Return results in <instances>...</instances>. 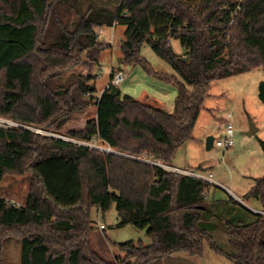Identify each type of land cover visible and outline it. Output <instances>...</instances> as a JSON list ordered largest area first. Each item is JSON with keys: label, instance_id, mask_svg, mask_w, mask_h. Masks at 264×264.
Listing matches in <instances>:
<instances>
[{"label": "trees", "instance_id": "obj_1", "mask_svg": "<svg viewBox=\"0 0 264 264\" xmlns=\"http://www.w3.org/2000/svg\"><path fill=\"white\" fill-rule=\"evenodd\" d=\"M115 22L126 28L119 63L174 85L171 112L118 87L94 96L95 74L69 73L83 55L98 65L107 45L96 28ZM144 45L173 75L152 69ZM255 69L264 70V0H0V117L72 140L97 138L119 153L0 128V183L30 175L23 205L0 196V250L18 238L19 264H151L177 251L201 255L206 242L232 264H264V215L229 197L208 199L209 182L139 160L171 167L193 138L210 85ZM258 99L264 105V82ZM91 107L94 118L71 127ZM259 146L264 152V140ZM243 197L264 211V175ZM112 205L117 226L146 228L150 244H115L124 256L110 260L89 236L91 210Z\"/></svg>", "mask_w": 264, "mask_h": 264}, {"label": "rangeland", "instance_id": "obj_2", "mask_svg": "<svg viewBox=\"0 0 264 264\" xmlns=\"http://www.w3.org/2000/svg\"><path fill=\"white\" fill-rule=\"evenodd\" d=\"M123 31L124 28L120 26L110 28V35L106 36L103 35L102 29L96 28V33L99 35L98 40L107 45V49L99 55L100 60L98 65L90 66L86 57L83 55V63L69 73H82L84 75L97 73L95 89L97 92H100L108 79L109 69L114 67L113 71L122 70L129 75L125 82L119 86L123 95L128 94L137 99L141 93L146 92L154 100L158 101L164 109L171 112L177 93L174 85L161 79L153 78L139 66L122 65L119 63L118 57L116 56H120L119 47L123 39ZM171 45L176 53L180 55L184 54V49L180 46L178 40H172ZM141 55L147 59L154 71L173 75L174 71H171L164 61L158 56H155L147 45L141 48ZM260 82H264V70L262 69H255L243 75L239 74L213 82L210 85L209 92L216 96L211 99H206L207 109H203L199 114L193 129L192 140L181 146L185 147V145L191 144V146L197 147V150L192 151H195L194 156L197 157L198 162L212 166L214 179L219 180V182L230 189L236 197L242 200L244 206L253 209H259V205L254 201L245 200L242 195L238 194L235 187H252L254 184L253 179L264 175V152L259 147V140L264 139V114H260L259 111L260 108L264 107L257 95ZM152 98L146 97V100L153 104L155 101ZM94 112L95 108H89L80 118L78 117L75 123L73 122L74 125L72 124L71 127L78 128L81 121L93 117ZM228 115H231L230 119ZM229 121L233 125V133H235V145L225 150L214 145L212 148L205 150L206 132L209 131L210 136L215 141H222L226 136L224 132L226 124ZM251 126L258 127V131L254 136L249 137L247 132ZM39 130H41L43 135H56L49 130ZM73 141L78 142L77 140ZM95 146L104 147L106 144L94 138L89 142V148L92 149ZM191 156L193 155L189 153V158ZM181 157L179 156L178 159ZM184 159L188 161L187 154H184V158L182 157L181 161ZM188 166L189 169L192 168V166ZM193 169L195 168L193 167ZM219 176L223 178L219 179ZM231 178L234 186L231 185ZM29 181L30 175L27 173L24 175L4 176L0 183V196L14 205H23L29 188ZM212 187L213 193L211 194V199L224 200L230 195L225 188L223 189L220 186L218 188ZM90 217L94 222V229L90 233L101 237V244L104 250L101 253L95 248V245L91 242L90 234L89 240L91 247L99 251L103 256L105 254L110 260L115 256H124L115 247V244L129 241L135 243L140 242L144 246L150 244V239L146 234V228L138 229L132 225L117 226L118 216L116 215L114 205L103 214L97 208H93L90 212ZM215 235L221 238L222 233L218 231ZM203 246V253L201 255L191 256L184 251H177L151 264H232L228 259L216 254L206 242L203 243ZM20 247V239H5L0 250V264H19L21 255Z\"/></svg>", "mask_w": 264, "mask_h": 264}, {"label": "crops", "instance_id": "obj_3", "mask_svg": "<svg viewBox=\"0 0 264 264\" xmlns=\"http://www.w3.org/2000/svg\"><path fill=\"white\" fill-rule=\"evenodd\" d=\"M110 28L111 27H108V28H105V27H103V28H99V29H102V33H103V35H106V36H108V35H110ZM124 28V31H123V35H124V32H125V27H123ZM121 56V55H120ZM120 56H116V57H118V60H119V58H120ZM113 69H114V67H111L110 69H109V74H108V78H109V75H110V72L111 71H113ZM93 74H97V73H93ZM127 75H128V73H127ZM240 75H243V74H240ZM97 76V75H96ZM129 76V75H128ZM108 80V79H107ZM107 82V81H106ZM119 88V87H118ZM104 89L102 88V90L100 91V92H94L93 93V95L94 96H100V94L102 93V91H103ZM257 95H258V93H257ZM214 96H216V95H214V94H210V92H209V97L208 98H212V97H214ZM146 97H150V98H152L150 95H148L146 92H143V93H141V95H140V97H138L137 99L141 102H144V103H146V104H150V105H153V106H156V107H158V106H160V107H163L162 105H160L159 103H158V101H156V100H154V98H152L154 101H155V103H151V102H148L147 100H146ZM208 98H206V99H208ZM206 99H205V101H206ZM243 101V100H242ZM262 104V103H261ZM263 105V104H262ZM263 107H264V105H263ZM204 109L206 110L207 108H206V102H205V104H204ZM166 111H168L167 109H165ZM259 111H260V114H264V108H260L259 109ZM169 112V111H168ZM94 116H95V112H94ZM94 116L93 117H90V118H88V119H93L94 118ZM259 116V115H258ZM199 117V116H198ZM256 129V132L258 131V127L257 128H255ZM255 132V133H256ZM211 134H210V132L209 131H207L206 132V135H205V137H208V136H210ZM234 135H235V133H234ZM261 140H264V139H261ZM214 141H215V139H214ZM235 145V144H234ZM213 146H214V142H213ZM212 146V147H213ZM211 147V148H212ZM260 147V146H259ZM184 148V149H183ZM192 150H197V147H193V146H191V144H188V145H185V147H180L178 150H177V154H176V156H175V159L173 160V162H172V166L171 167H173V168H175V167H177V168H179V169H181V170H183V171H187V172H189V173H191V172H194V173H198V174H201V175H206L207 173L208 174H212V180H213V182L212 183H210V188H209V190H208V192H207V198L208 199H210V200H213V199H211L210 197H211V194L213 193V191H212V189H213V187L212 186H214L215 188H218L219 186L220 187H222L223 189L225 188L228 192H229V194L230 195H228V197L229 198H232V199H234L239 205H241L245 210H247V211H250V212H252V213H254L253 211H256V210H261V207H260V203L257 201V200H254V199H250L251 201H254L255 203H257L258 205H259V209L257 208V209H253V208H250V207H247V206H244L243 205V202H242V200L241 199H239L238 197H236L234 194H233V192H231V190L230 189H228L224 184H222L221 182H219V180H215L214 179V174H213V168H212V166H207V164H202V163H200V162H198V159H197V157H195L194 156V154H195V151H192ZM263 151V150H262ZM183 152H184V154H187L188 155V161L187 160H183V161H181L182 160V157L184 158V154H183ZM189 153L191 154V155H193V156H191L190 158H189ZM183 154V155H182ZM179 156H182L180 159H178L179 158ZM186 158V157H185ZM181 162V163H180ZM188 165H190V166H192V168L191 169H189V166ZM193 167L195 168V169H193ZM264 172V171H263ZM223 177L222 176H219V179H222ZM255 178H260V177H255ZM255 178L253 179V181L255 180ZM230 182H231V185L232 186H234L233 185V181H232V178H231V180H230ZM254 185V184H253ZM253 187V186H252ZM251 186L249 187V188H238V187H235L236 188V190H237V192H238V194H240V195H242V197L252 188ZM214 200H216V199H214ZM218 200H222V199H218ZM225 200V199H224ZM224 200H222V201H224ZM93 233H95L94 231H93ZM96 234V233H95ZM91 242H93V244L95 245V248L96 249H98L101 253L103 252V250H104V247H103V245L101 244L102 243V241H101V237L100 236H96V235H93V234H91ZM103 247V248H102ZM111 252V251H110ZM104 254V253H103ZM112 255V254H111ZM104 256H105V254H104ZM105 258H107L106 256H105ZM107 259H109V258H107ZM163 259V258H162Z\"/></svg>", "mask_w": 264, "mask_h": 264}, {"label": "built area", "instance_id": "obj_4", "mask_svg": "<svg viewBox=\"0 0 264 264\" xmlns=\"http://www.w3.org/2000/svg\"><path fill=\"white\" fill-rule=\"evenodd\" d=\"M112 25L113 26H111V28L120 26L116 22L113 23ZM97 37H99V35H97ZM127 77H128L127 73L123 72L122 70L111 71L110 75H109V78H108L107 82L105 83V86H104L103 89L104 90H109V88H111V87H119L122 83L125 82ZM228 118L230 119L231 115H228ZM0 128H3V129L22 128V129L29 130V131L30 130L35 131L36 133H39V134H43L41 132V130H39L37 128H34L32 126L29 127L27 125H23L21 123L15 122V121L13 122V121H11V120H9L7 118H4V117H0ZM224 134L226 135L225 138L222 141H220V140L214 141V145L216 147H218V148H222V149L225 150V149H228V148L234 146V133H233V125H232L231 121L227 122ZM52 136H55V137L60 138V139L63 138V139H67V140L73 141L72 139H69V138H66V137H63V136L62 137L58 136V135H52ZM89 142H83V141H79L78 140V142H75V143H77V144L80 143V144H82L84 146L87 145V147H89ZM92 149H97L100 152H103V153H106V154H111V153L119 154L114 149L110 148L108 145H106L104 147L95 146ZM139 160L142 161V162L144 161V162H146L148 164H151L153 166H156V167L165 168V169L170 170L172 172H177V173H182V174L189 175V176H194V177H196V178H198V179H200V180H202L204 182H209V183L213 182L212 174L201 175V174L194 173V172L189 173V172L183 171V170H181V169H179L177 167L173 168V167L166 166L160 160L157 161V160H153V159L148 158V157L139 158ZM253 212L255 214L257 213V214L264 215V211L263 210H256V211H253Z\"/></svg>", "mask_w": 264, "mask_h": 264}, {"label": "water", "instance_id": "obj_5", "mask_svg": "<svg viewBox=\"0 0 264 264\" xmlns=\"http://www.w3.org/2000/svg\"><path fill=\"white\" fill-rule=\"evenodd\" d=\"M184 60L187 61L188 59L185 58ZM255 132H256L255 127L251 126L250 129H249V131L247 132V135L249 137H252V136H254ZM213 142H214V138L212 136L206 137L205 150L210 149L213 146Z\"/></svg>", "mask_w": 264, "mask_h": 264}]
</instances>
